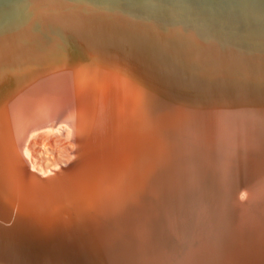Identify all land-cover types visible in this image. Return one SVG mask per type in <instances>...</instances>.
I'll use <instances>...</instances> for the list:
<instances>
[{
    "label": "bare ground",
    "instance_id": "bare-ground-1",
    "mask_svg": "<svg viewBox=\"0 0 264 264\" xmlns=\"http://www.w3.org/2000/svg\"><path fill=\"white\" fill-rule=\"evenodd\" d=\"M0 264H264V0H0Z\"/></svg>",
    "mask_w": 264,
    "mask_h": 264
},
{
    "label": "rangeland",
    "instance_id": "rangeland-1",
    "mask_svg": "<svg viewBox=\"0 0 264 264\" xmlns=\"http://www.w3.org/2000/svg\"><path fill=\"white\" fill-rule=\"evenodd\" d=\"M40 130L28 142L26 156L35 173L44 176L71 161L73 141L69 129ZM29 154V155H28ZM49 170V172H48Z\"/></svg>",
    "mask_w": 264,
    "mask_h": 264
}]
</instances>
